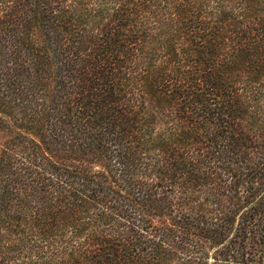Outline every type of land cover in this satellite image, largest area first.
Listing matches in <instances>:
<instances>
[{"label":"trees","instance_id":"obj_1","mask_svg":"<svg viewBox=\"0 0 264 264\" xmlns=\"http://www.w3.org/2000/svg\"><path fill=\"white\" fill-rule=\"evenodd\" d=\"M0 264H264V0H0Z\"/></svg>","mask_w":264,"mask_h":264}]
</instances>
